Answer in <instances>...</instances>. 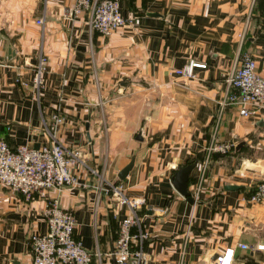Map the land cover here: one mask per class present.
Here are the masks:
<instances>
[{
	"label": "crops",
	"instance_id": "obj_1",
	"mask_svg": "<svg viewBox=\"0 0 264 264\" xmlns=\"http://www.w3.org/2000/svg\"><path fill=\"white\" fill-rule=\"evenodd\" d=\"M117 1L131 25L104 38L90 35L88 13L64 19L75 0H0V137L12 149L57 142L80 152L79 185L48 197L58 196L72 213L92 264H116L111 252L118 226L130 215L104 194L109 184L120 185L127 199L144 201L139 214L148 232V264H210L229 248L231 264H264V251L255 250L264 245V202H249L261 183L253 185L243 172L234 179L238 171L231 170L244 152L264 145L263 118L225 110L217 141L245 148L211 159L194 204L170 182L176 169L204 158L217 101L240 55L261 63L264 0ZM41 57L47 67L38 90L33 72ZM190 62L205 68H195L192 79L174 75ZM57 113L64 121L52 137ZM132 159L120 181L118 173ZM198 175L197 165L190 196ZM45 206L46 198L25 201L0 186V264H32L27 241L47 232Z\"/></svg>",
	"mask_w": 264,
	"mask_h": 264
},
{
	"label": "built area",
	"instance_id": "obj_2",
	"mask_svg": "<svg viewBox=\"0 0 264 264\" xmlns=\"http://www.w3.org/2000/svg\"><path fill=\"white\" fill-rule=\"evenodd\" d=\"M82 13H88L90 35L96 33L107 38L118 29L131 25L122 16L117 0H75L73 6L64 10L63 17L73 21ZM37 24L42 25L43 20L38 19ZM46 67L47 60L41 57L33 72V84L38 90L44 86ZM195 68H205V65L190 62L174 71V75L182 79H192L195 77ZM229 107H235L242 119H264V57L259 63L248 53L240 55L232 73L225 80V90L217 101L218 113L211 141L205 149L204 158L197 164L199 175L196 188L191 193L194 200H197L202 189L212 155H226L235 147L233 142L219 143L216 138L222 115ZM52 121L53 137L64 119L57 113L52 116ZM80 156L79 151L67 152L57 142L40 148L22 145L12 149L0 137V186L22 195L25 201H31L36 196L46 198L42 215L47 224V232L44 235H31L27 241L32 264L92 262L93 255L83 248L75 235L72 213L61 208L58 196L48 197L50 193L58 195L65 188L72 189L79 185L74 169L83 164ZM104 194L115 198L130 211V215L119 223L117 239L111 252L112 259L116 264H148L150 256L143 249L148 232L143 229V216L139 214L144 201L127 199L123 196L120 185L109 184ZM249 202H264V183L257 185ZM238 247L247 249L243 244H238ZM255 250L264 251V245L256 246ZM233 257L234 249L229 248L210 264H231Z\"/></svg>",
	"mask_w": 264,
	"mask_h": 264
},
{
	"label": "water",
	"instance_id": "obj_3",
	"mask_svg": "<svg viewBox=\"0 0 264 264\" xmlns=\"http://www.w3.org/2000/svg\"><path fill=\"white\" fill-rule=\"evenodd\" d=\"M119 85L120 86H126L127 83L126 82H120ZM136 139L139 140V141H142L141 131L137 134ZM243 145H244V143H239L238 145H236L235 150L236 151L239 150ZM197 164H198V162L194 161L193 163H190L188 165H185V166H182V167L176 169V171H174V173H173V175L171 176V179H170V182H171L173 188L175 189V191L180 196H182L183 198H186V200L190 204H194L195 200L190 196V192L188 190V184H189V180H190V175H191L192 171L196 168ZM133 165H134V160L132 159L118 173V179L120 181H124L125 180V178L129 174V172L133 168ZM224 188L226 190H237V189H239V187L236 186V185H227Z\"/></svg>",
	"mask_w": 264,
	"mask_h": 264
},
{
	"label": "rangeland",
	"instance_id": "obj_4",
	"mask_svg": "<svg viewBox=\"0 0 264 264\" xmlns=\"http://www.w3.org/2000/svg\"><path fill=\"white\" fill-rule=\"evenodd\" d=\"M232 171L237 170L234 173V179L239 178L241 172L247 173V177L252 180L253 185L263 183L264 181V145L257 147L256 149H250L244 152L243 155L234 160ZM227 164V162H225ZM238 176V177H237Z\"/></svg>",
	"mask_w": 264,
	"mask_h": 264
},
{
	"label": "trees",
	"instance_id": "obj_5",
	"mask_svg": "<svg viewBox=\"0 0 264 264\" xmlns=\"http://www.w3.org/2000/svg\"><path fill=\"white\" fill-rule=\"evenodd\" d=\"M244 146H242L239 150H235V147L231 150V151H229L227 154H230V153H233V154H240L243 150H244ZM226 154V155H227ZM217 155L218 154H213L212 155V157H211V159H217V158H222L223 156H226V155H218V157H217ZM194 161H197L198 163H200L201 162V159L198 157L197 159H195V160H192V161H188L187 163H186V165H188V164H190V163H193ZM146 241V240H145ZM145 241L143 242V244L145 243ZM94 260H95V257H93L92 258V262H91V264L94 262Z\"/></svg>",
	"mask_w": 264,
	"mask_h": 264
}]
</instances>
